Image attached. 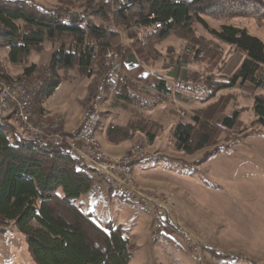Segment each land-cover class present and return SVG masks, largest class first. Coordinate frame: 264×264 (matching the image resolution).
Here are the masks:
<instances>
[{
    "label": "rangeland",
    "instance_id": "obj_1",
    "mask_svg": "<svg viewBox=\"0 0 264 264\" xmlns=\"http://www.w3.org/2000/svg\"><path fill=\"white\" fill-rule=\"evenodd\" d=\"M34 1L46 8L62 7L87 16L98 0ZM90 14V20L102 24ZM201 18L204 26L194 22L189 29L176 28L167 38L152 42L151 59L147 62L134 52L124 28L111 25L118 39L107 50H116L122 62L137 63L146 74L165 80L171 88L167 96L145 88V105L132 102L121 109L110 107L113 92L107 89L100 104V124L109 118L127 132L119 140L111 137L110 141L105 136L108 143L124 145L122 153L111 154L96 131L100 147L110 158L128 154L133 148L141 149L145 159L133 163L137 169L142 168L138 175L132 169L133 187L164 207H146L115 194L96 172L92 174L90 189L73 200L100 225L120 226L131 245L128 264H264V127L255 122L253 112L254 98H264V84L256 87L245 83L212 91L211 83L226 81L244 54L209 32L221 25H232L244 28L264 43V15ZM57 47L58 42L45 41L41 49L31 51L24 62L16 64L9 61L7 49L0 47V68L14 82H30L38 75L41 83L50 76L48 62ZM104 53L95 59L88 74L80 73L75 66L58 71L62 83L48 103L54 109L69 110L76 91L82 90L85 97L75 126L64 129L61 114L48 111L43 105L39 111L36 95L31 104V122L50 123L56 119V131L64 141L71 137L103 72ZM31 64L36 65L35 69L23 74V68ZM261 72L264 76V66ZM68 81L73 82L70 85ZM142 85L137 84L138 89ZM154 101L157 104L147 105ZM233 111L239 113L235 127L222 128L219 118ZM4 112L0 105V117L20 135L31 137ZM189 122L195 128L206 123L212 128L213 137L207 146L185 153L176 148L172 131L178 123ZM140 127L145 130L140 131ZM155 212L161 215L160 221L154 219ZM163 223L166 227L161 226ZM0 264H35L27 252L24 235L12 223L0 224Z\"/></svg>",
    "mask_w": 264,
    "mask_h": 264
},
{
    "label": "trees",
    "instance_id": "obj_2",
    "mask_svg": "<svg viewBox=\"0 0 264 264\" xmlns=\"http://www.w3.org/2000/svg\"><path fill=\"white\" fill-rule=\"evenodd\" d=\"M94 7L86 16L62 7L46 8L34 0H0V47L7 49L11 63L24 62L45 41L58 42L48 62L50 76L41 81L36 91L39 111L59 85L60 69L75 66L80 73L88 74L95 59L117 42L113 23L124 28L134 52L147 62L152 42L167 38L176 28L189 29L194 22L204 26L202 15H264V0H133L129 8L117 14L110 12L106 0L96 1ZM88 14L102 24L90 20ZM167 19L171 23L165 24ZM156 22L162 23L161 27H155ZM140 30L144 31L142 35ZM209 32L244 54L226 81L211 83L212 91L245 83L263 86L264 43L244 28L232 25H221ZM123 53L125 59L127 51ZM35 66L24 67L23 74H30ZM0 79L15 80L1 68ZM139 83L143 87L138 89ZM145 88L163 96L171 93L165 80L146 74L135 62L123 61L121 74L111 87L110 107L121 109L132 102L145 105ZM253 112L255 122L264 127L263 97L254 98ZM238 115L233 111L221 116L220 126L234 128ZM106 135L112 141L111 137L119 140L127 132L121 125L109 124ZM172 136L178 150L192 153L211 143L213 132L206 123L197 128L190 122L178 123ZM94 172L71 153L64 141L42 143L37 138L24 137L0 117V224L12 223L24 235L27 252L35 264H128L131 245L120 226L100 225L73 201L90 189ZM161 226L166 227L164 223Z\"/></svg>",
    "mask_w": 264,
    "mask_h": 264
},
{
    "label": "built area",
    "instance_id": "obj_3",
    "mask_svg": "<svg viewBox=\"0 0 264 264\" xmlns=\"http://www.w3.org/2000/svg\"><path fill=\"white\" fill-rule=\"evenodd\" d=\"M109 4L111 13L122 12L124 0H106ZM152 17V15L150 16ZM165 24L171 23V19H167ZM162 24H154L155 27H161ZM103 72L99 76L94 87V92L88 108L83 112L81 125L72 133L71 137H64L56 131L58 121L53 120L52 124H34L31 122V89L34 84L39 83L40 77L36 75L30 82L19 81L18 83H7L0 79V86L7 88L6 108L5 112L10 116H15L17 121L26 128H30L31 137L39 139L42 143L64 141L71 153L75 155L79 161L89 169L102 176H110L113 180V185H117L121 191L127 193L130 200H135L139 204H144L146 207L158 206L162 208L164 204L157 199L139 191L133 185L126 182V172L130 167H122V160H127L132 157L144 156L139 148H133L129 151V157L121 159H104L96 152L91 151V124L93 118L96 117L97 110L102 106L95 105V97L98 96L100 82H108L110 89L115 85V80L121 73L122 61L116 50L110 49L103 56ZM47 74V73H46ZM49 75V74H47ZM4 112V113H5ZM156 221H160L161 215L158 212L153 213Z\"/></svg>",
    "mask_w": 264,
    "mask_h": 264
},
{
    "label": "bare ground",
    "instance_id": "obj_4",
    "mask_svg": "<svg viewBox=\"0 0 264 264\" xmlns=\"http://www.w3.org/2000/svg\"><path fill=\"white\" fill-rule=\"evenodd\" d=\"M132 1L133 0H124L123 6H122V11L126 10L127 8H129L132 5ZM154 24H162V23L156 22ZM5 82H7V83H18V81L17 82L5 81ZM40 84L41 83H37V84H34V86H32V89H31V100H34V97L36 95V91H37V89H39ZM109 88H110V86H109L108 82H100L98 96L95 97V105L100 106V104L102 103V101L105 98L106 91ZM6 98H7V88H5L4 86H0V103L2 104V106L4 108H6ZM101 113H102L101 109L97 110L96 117L93 118V121H92V124H91V141H92V143H91V151L92 152H96L97 154H99V156L101 158H104V159H121V158L129 157V153H128V154L122 155L121 157L110 158L108 155H106V153L100 147L98 138L96 136V131H97L98 126H99L100 121H101ZM82 118H83V114H82ZM10 119L13 122V124L21 127L20 128L21 130H23L24 132H26V134L31 136L30 128L23 127L19 123V121H17L15 116H10ZM40 123H42V124H52L53 121L50 122V123H48L46 121H42ZM80 125H81V122H80ZM80 125H79V127H80ZM143 159H145V156L132 157V158L127 159V160H122V167H130L128 172H126V182H127V184L133 185V181H132V177H131L133 163L141 161ZM102 178L106 182V184L108 186H110V189L115 194H117V195H119L121 197H125L127 199H130L127 196V193L121 191L120 188L117 187V185H113V180H111L110 176H102ZM144 206H146V205H144Z\"/></svg>",
    "mask_w": 264,
    "mask_h": 264
},
{
    "label": "crops",
    "instance_id": "obj_5",
    "mask_svg": "<svg viewBox=\"0 0 264 264\" xmlns=\"http://www.w3.org/2000/svg\"><path fill=\"white\" fill-rule=\"evenodd\" d=\"M68 82L71 85V82H73V81H68ZM61 83L62 82H60L59 85ZM58 86H57V88H58ZM56 89L54 90V92L56 91ZM52 94L44 101L43 107L48 111L51 110L52 112H54V111L59 112L62 116V119L64 120L63 128L64 129H71L73 126H75V124L78 121L79 114H80V112L82 110V106H83L82 99H83V97H85V94L83 93L82 90L78 89V91H76V93H75L76 95L73 99L74 103H73V105L69 106V110H68V108L62 109V110L54 109V107L48 103V100L50 99ZM0 105H1L2 109L5 111V108L2 106L1 103H0ZM112 123H113V121L109 118L106 119L105 121H102V123L99 124L98 130H97V136L100 139H102V142H103L102 144H104L106 146L107 150L111 154H120L124 150V145L111 144V143H108L105 139L106 129H107L108 125L112 124ZM132 169L134 170V173L137 175L140 174V171L142 170V168L137 169L135 164L133 165Z\"/></svg>",
    "mask_w": 264,
    "mask_h": 264
}]
</instances>
